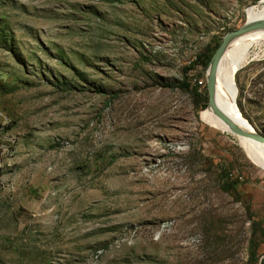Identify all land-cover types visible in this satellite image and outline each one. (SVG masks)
<instances>
[{
	"label": "rangeland",
	"instance_id": "obj_1",
	"mask_svg": "<svg viewBox=\"0 0 264 264\" xmlns=\"http://www.w3.org/2000/svg\"><path fill=\"white\" fill-rule=\"evenodd\" d=\"M261 1L0 0V264H250L253 236L264 261V169L193 91ZM251 51L236 104L264 135Z\"/></svg>",
	"mask_w": 264,
	"mask_h": 264
},
{
	"label": "bare ground",
	"instance_id": "obj_2",
	"mask_svg": "<svg viewBox=\"0 0 264 264\" xmlns=\"http://www.w3.org/2000/svg\"><path fill=\"white\" fill-rule=\"evenodd\" d=\"M264 1V0H263ZM247 21L264 19V6L262 1L246 8ZM264 40V29H256L235 36L225 48L216 68L215 102L228 116L236 119L245 129L255 131L254 127L241 114L236 105L237 87L235 74L253 56L251 47ZM207 71V70H206ZM201 117L211 126L228 131L210 107L201 112ZM239 142L244 146L249 157L264 169V143H259L248 138L239 137Z\"/></svg>",
	"mask_w": 264,
	"mask_h": 264
},
{
	"label": "water",
	"instance_id": "obj_3",
	"mask_svg": "<svg viewBox=\"0 0 264 264\" xmlns=\"http://www.w3.org/2000/svg\"><path fill=\"white\" fill-rule=\"evenodd\" d=\"M256 29H264V19H258L254 21H247L238 29L227 32L218 47L213 52L208 67L206 71V92H207V106L210 107L216 116L220 118V120L225 123L228 127V132L243 138H248L253 141L264 143V135L259 133L258 131H252L245 129L242 127L236 119L226 115L216 104L215 102V76H216V68L218 62L227 47L228 43L235 36L241 35L245 32L256 30ZM237 105V104H236Z\"/></svg>",
	"mask_w": 264,
	"mask_h": 264
},
{
	"label": "trees",
	"instance_id": "obj_4",
	"mask_svg": "<svg viewBox=\"0 0 264 264\" xmlns=\"http://www.w3.org/2000/svg\"><path fill=\"white\" fill-rule=\"evenodd\" d=\"M193 91H194L195 95H199L202 98L204 103H207V92H206V90H204L202 95L197 92L196 87L194 88ZM235 185H236L235 181H226L222 184V187L225 191H229V190L235 191ZM253 225L256 227L255 228V229H257L256 231H258L259 237H262L264 235V228L263 227L259 228V225H260L259 222H253ZM259 243H261L259 238L258 237L254 238V236L251 237V239L248 242V261L250 264L257 263V260H258L257 248L259 246ZM261 264H264V261H262Z\"/></svg>",
	"mask_w": 264,
	"mask_h": 264
}]
</instances>
